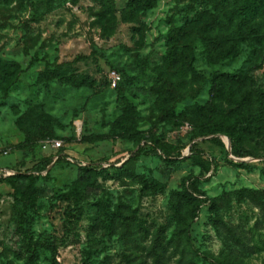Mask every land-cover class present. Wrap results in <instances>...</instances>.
I'll list each match as a JSON object with an SVG mask.
<instances>
[{"label": "rangeland", "instance_id": "1", "mask_svg": "<svg viewBox=\"0 0 264 264\" xmlns=\"http://www.w3.org/2000/svg\"><path fill=\"white\" fill-rule=\"evenodd\" d=\"M111 1L109 8L95 0H0V60L21 68L5 95L0 87V264H50L52 248L57 264H121L126 254L150 264L144 248L160 228L165 240L170 237L173 216L188 207L181 199L187 186L198 200H213L215 208L211 213L201 206L190 226L196 263L264 264V126L242 131L234 143L221 132L253 114L257 96L264 94V40L237 42L234 54L217 63L207 61L206 45L195 40L193 65L205 80L181 77V88L194 96L176 103L174 121L180 124L167 122L163 117L172 101L166 93L171 76L162 67L166 33L192 23L188 32L194 34L199 19L213 13L214 1L153 0L146 10H128L130 0ZM46 68L62 74L40 83L37 75ZM111 70L123 75L118 89L107 85ZM217 73L242 75L247 105L229 90L208 105L209 81ZM128 106L143 138L182 149L178 161L132 158L136 140L110 133ZM41 110L58 121L57 150L24 143L16 127L19 117ZM232 145L250 156H234ZM58 154L66 161L58 162ZM48 157L54 158L48 172L32 182L9 177ZM117 160L126 162L125 173L112 167L84 177L77 166ZM243 162L252 170L239 167ZM117 212L127 216L125 230ZM213 216L225 227L213 228Z\"/></svg>", "mask_w": 264, "mask_h": 264}, {"label": "trees", "instance_id": "2", "mask_svg": "<svg viewBox=\"0 0 264 264\" xmlns=\"http://www.w3.org/2000/svg\"><path fill=\"white\" fill-rule=\"evenodd\" d=\"M106 4L107 7H112L113 2L111 0H95ZM212 6L214 11L209 14L206 19L201 17L197 23V30L190 38L189 30L192 23L188 26L171 28L166 33V52L162 57V67L167 75L171 77L166 80L167 97H170L171 103L165 111L164 121H174V109L176 103L182 101L185 98L193 97L185 93V88H181V77H187L192 82L204 81L205 77L200 74L194 68V55L191 50V45L195 40H200L205 46V57L208 62H220L224 59L231 57L234 54V46L237 42L245 41L247 38H252L258 43L264 40V0H213ZM153 0H130L126 7L128 10L133 8H140L146 10L151 8ZM257 8L258 11L257 12ZM99 17H104V13L99 11L97 13ZM110 35V34H109ZM108 35V36H109ZM21 68L13 62H5L0 60V87H3L5 93L17 82L18 75ZM118 72V71H116ZM119 73V72H118ZM62 73L59 70L46 68L37 75V80L40 83L49 81L56 76H60ZM120 74V73H119ZM121 81L115 89H118L123 82V75L120 74ZM178 77V79H172V77ZM242 75H230L217 73L209 81V94L210 98L208 105H214L219 100L226 90L238 91L241 94V105H247V99L245 94L242 93ZM73 86L84 85V82L78 80H68ZM107 82V80H106ZM108 85V82H107ZM109 87V86H108ZM185 93V94H184ZM202 110L198 107L197 110ZM192 110L187 108V110ZM183 113H181L182 115ZM210 115L207 118L210 119ZM176 124L177 121H174ZM258 122V124H254ZM58 125V121L47 114L44 110L39 111L36 115H27L19 117L16 120V127L19 132L24 134V143L29 144L33 141L40 143L46 139L57 140L54 129ZM264 126V94L257 96L256 109L253 114H243L240 118L235 119L229 126L222 129V133L227 136L231 143H234V138L242 131L250 130L253 128L256 132H259L260 127ZM221 129V128H220ZM218 130H211L208 135L215 134ZM111 134L116 135L120 140H136V150L132 153V158H137L141 155L158 156L163 159L164 162L171 164L178 161L182 155V149L178 147H172L165 144H158L153 138H143L136 131V121L133 114V110L128 106L123 114L113 123ZM233 146V145H232ZM191 154L195 155L193 148H190ZM131 154V153H130ZM232 154L238 158H246L249 155L247 151L242 148H236L233 146ZM53 157L44 158L43 160L35 163L30 170L23 173H16L14 176L27 179L32 182L38 174L48 172V167L53 162ZM58 162L66 161V157L63 154H58ZM123 160H117L114 163L107 161L99 163H88L77 165L79 171L82 172L84 177L91 174L98 175L108 168H116V172L125 173L126 162ZM239 167L246 171H251L252 167L246 162L239 164ZM191 187V188H190ZM198 192L187 186L184 189L181 199L186 201L187 208L182 211L178 209L173 216V230L168 239L163 237V229H158L157 234L150 240L149 245L144 248L145 258L150 261V264H168L171 258H174V264H197L196 260L199 257L198 251L193 247L190 238V226L194 220L198 217L200 208L203 205H208L211 213H214V201L198 200ZM252 196L255 195L253 191H240L239 195ZM116 219L121 229L128 227L127 216L122 212H117ZM213 228L217 229V225L220 224L225 227L223 222L213 216L209 220ZM108 226L112 229L115 228L114 220H109ZM229 231V229H228ZM13 255L16 258H24L25 256L20 252H14ZM55 249H51L50 264H57L55 258ZM214 264H229L211 260ZM109 264V262H106ZM121 264H145L143 260L138 256L132 254L123 255L121 258Z\"/></svg>", "mask_w": 264, "mask_h": 264}, {"label": "built area", "instance_id": "3", "mask_svg": "<svg viewBox=\"0 0 264 264\" xmlns=\"http://www.w3.org/2000/svg\"><path fill=\"white\" fill-rule=\"evenodd\" d=\"M106 78H107L108 86L112 90H114L121 81L120 74L114 70L109 71ZM40 145L42 149L51 148L57 150L62 146V142L54 139H46L41 141Z\"/></svg>", "mask_w": 264, "mask_h": 264}]
</instances>
